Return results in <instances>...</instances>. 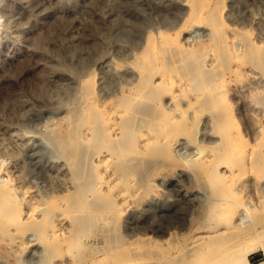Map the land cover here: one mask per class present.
Segmentation results:
<instances>
[{
	"label": "rangeland",
	"instance_id": "obj_1",
	"mask_svg": "<svg viewBox=\"0 0 264 264\" xmlns=\"http://www.w3.org/2000/svg\"><path fill=\"white\" fill-rule=\"evenodd\" d=\"M185 1L0 0V180L13 183L20 190L31 189V199L34 197L32 200L42 205L53 196L67 198L66 192L70 195L76 189L79 178L50 140V126L62 121L78 104L80 82L90 72L94 73L98 103L117 102L121 91L130 82H136L137 70L131 66V60L142 51L148 33L156 36L160 30L170 31L171 39L178 41L175 29L186 16ZM222 1L224 19L229 26L227 33L237 39L232 49L240 57L233 60L230 69L214 51L199 48V42L212 37L204 22H195L181 40L187 45L190 40V45L197 43V49L192 53L194 56L183 59L199 57L202 61L190 63L188 66L193 67L186 68L185 73L181 70L183 59L173 61L171 66L158 63L162 70L165 66L171 69L170 84L174 85L163 92L160 102L171 110L173 118L186 122L176 125L181 132L173 144L167 145L169 150L165 154L154 148L157 139L151 130L141 128L145 135L138 139L139 151L127 156L128 173L121 182L132 195L126 201L127 206L122 205L119 217L109 213L98 217L97 223H75L69 214L59 212L56 223H43L48 213L41 211L40 217L22 224H27L26 243L15 245L8 230L1 229L0 264H161L185 253L189 240L186 234L197 238L204 234L213 239L225 228L228 232L229 227L230 231L245 228L244 231L257 233L248 257L254 264L264 259V189L259 190L257 186L264 182V174L259 172V166L250 161L235 165L236 183L232 192L236 197L232 199L236 202L231 199L234 194L231 193L222 205L233 210L226 222L218 226L215 218L208 217L211 186H208L204 163L214 156L215 142L207 138H218L220 134L215 130L214 107L207 108L201 99L210 93V88L202 85L201 74H196L199 68L211 64L216 67V62L219 67L225 66L219 74L224 81L220 89L224 95L219 101L225 100L222 102L230 104L232 110V123L228 127L236 141L233 152L248 148L256 154L264 153V138L261 139L264 137V66L253 60L254 54L245 48V39L237 35L247 33L264 52V0ZM185 37L186 40L189 37V43ZM161 68L154 76L156 82L161 80ZM188 102L196 105L192 107ZM57 130L62 132L61 128ZM234 130L238 132L232 135ZM230 200L235 207L234 203L229 204ZM165 212L173 215L170 222ZM239 217L243 222L235 223L240 221ZM38 226H50L58 236L49 238ZM249 239L250 236L245 241ZM158 246L166 251L163 258L155 261L151 253Z\"/></svg>",
	"mask_w": 264,
	"mask_h": 264
},
{
	"label": "bare ground",
	"instance_id": "obj_2",
	"mask_svg": "<svg viewBox=\"0 0 264 264\" xmlns=\"http://www.w3.org/2000/svg\"><path fill=\"white\" fill-rule=\"evenodd\" d=\"M183 4L187 5L186 16L182 23L177 26L176 29L174 28L177 37L179 36L178 41L171 39V34L169 33L170 31L167 32L166 30H160L158 35L156 36L152 33H148L142 51L136 54V56H134V59L131 60V66H133V68L137 70L136 82H130L132 84H129V86L125 85L127 89L124 88L125 90L121 91L120 96H122L117 102L108 101L104 103L103 101H101L103 103L102 105L101 103H98L99 101H97L95 97V92L97 91H95L94 86V73L90 72L85 78H83L82 82H80L81 86L79 87V101L76 100L78 104L73 107L70 114H68L62 121H60L56 125L50 126V140L57 146L58 150L61 152V155H63L62 157H64L65 161L68 163V167L70 165L73 173L79 178L76 184L77 186L74 187V189H76L74 191L72 190L73 192H71V194L69 193L70 195H67L66 192L65 195L68 196L67 198H63L61 196H53L46 201L43 200V202L45 201V203H43L45 205H42V202L40 203L34 201L35 199L32 200L34 197L31 199V197L29 196V192L31 191V189H23L22 187V190H20L18 189V187L13 185V183H6L0 180V231L1 229L8 230L7 232H9L8 234L11 236V241L15 243V245L26 243L24 242V240L27 241L25 235L28 232L25 226L28 224L27 222H30V220H35L37 217H40L38 214H40L41 211H47L48 213L47 217H44L45 220L43 221V223H56L55 217L57 216V214H59V212H66L67 214H69L70 217L75 221V223H97L98 221H96V219L98 217H105L109 213H113L116 216L118 215L117 217H119V214L121 213L123 208L127 206L126 201L128 200L129 196L132 195L129 189L127 190L122 187L121 182L122 179H124V177L128 173L127 156L129 154L131 155L132 153H135L136 151H139L137 145L138 139H140L142 135H145L141 128L148 127V129L151 130V133H153V135L157 139V145H155L156 147L154 148L157 149V152H159L160 154H165L169 150L167 149V147L170 146V144L174 143L175 136L177 137L178 132H181V130H179L176 125L181 123L184 124L183 122H186L183 121L184 119L181 120L173 118L170 112L171 110H169V108L164 103L160 102L161 96H163V92L169 89V87H171V74L169 72V70L171 69H168V67L166 68L165 66L167 70L165 68V70H162V68L160 67V82H156V79L154 80V76L156 72L160 70V68H158V63L159 65L161 63L162 66L163 64L171 66L173 61H177L183 58L185 59V57L187 59L189 55L194 56L195 53H192L197 49L196 47L198 44L193 43L190 45L192 41L190 40V43L189 41L187 42L189 37L187 38V40L186 37L184 38L186 43H189V45L185 44V42L181 40V37L186 34V29L189 26H194V24L196 23L204 22V24L209 27L211 33L210 37L212 38H207L206 40L204 39L205 41H201V43L198 41L200 44L199 48L202 47L203 50H212V52L214 51V53L218 55V58L221 57V60L224 59L223 64L227 63V68H232L231 63L234 62L233 60L239 56V52L237 50L232 49L233 44L237 39L230 38L227 33V31H229V26L227 25L224 19L225 17L223 15V1L186 0ZM237 35H241V38L245 39V48L248 47L247 51H249V53H252V55L254 54V56L252 57L253 60L256 63L264 66V52L263 50H260L261 47L258 48V44L256 43L257 41L254 42L251 40V38L249 39V35H247V33H238ZM212 52L210 51V53ZM189 58L187 61L183 59L184 63L182 64L183 68L181 70H183L184 73L187 71L186 68L190 70V67L192 66H188L190 65V63L193 64L196 63L198 59L200 60L199 57L198 59ZM201 61L202 60H200V62ZM181 62L182 61H180V65ZM216 63H214L216 67H211V64L210 67L199 68L198 73L196 74H201L200 79L202 77V85H204V87L208 86L210 88V93L208 91L207 93L209 94H206L207 96L202 97L201 99L207 108L214 107L213 111H211L216 116L217 127L215 130L218 132V134H220V137L218 138H207L209 141L215 142V145H213L215 147V152L214 156L210 158L209 161L204 163V170L208 180L207 182H209L208 186H211L209 196L211 197L212 202H210L209 200L210 204L208 208V217L215 218L217 221L215 223V226H218L220 225V223L226 222V218L229 216V213L233 210H229L230 206H227L229 208H223L222 205L225 204L224 202H226L223 201V199L227 195L230 196L231 193H234L232 192L234 191L233 183H236V172L234 166L243 165L247 161H250L253 164L259 166V172H262V174H264V153H253L252 151H254V149H251V153L249 150H247L248 148L243 150L239 149L238 152H236L235 150V152H233L236 141L235 138H232L230 136L231 132L228 127V125H230L229 123H232V110L230 111L231 108L229 109L230 104H224L225 102H222L225 100L219 101L221 97L223 99L224 95L220 90L223 86L224 81L222 80V78H219V74L221 73L220 71L222 69L224 71L225 66L219 67V65L217 66ZM221 63L222 61L220 62V64ZM171 68L173 70V67ZM177 69L179 68H176V70ZM181 70L180 72H178L181 73ZM195 76L197 77L198 75ZM173 86L174 85L172 84V88ZM201 87L204 88L203 86ZM191 88H194V86H191ZM197 88L198 84L196 89ZM170 94H172V92H170ZM190 104L189 105L192 106V103ZM194 105H196V103L193 104V106ZM181 110H185V108H182ZM180 113H183V111ZM191 115L190 117H192ZM190 125L192 124L190 123ZM178 127L180 128V125H178ZM58 128L62 129L61 133L57 132ZM187 128L188 127H186V129L184 130H187ZM235 130L232 135L235 134V132L239 131L238 127V131ZM239 134H241L240 131ZM263 138L264 137H262L261 139L263 140ZM263 142L262 144H264ZM148 143L150 142H147V144ZM244 148H246V146ZM143 149L144 148L140 149L141 152L144 151ZM205 156L206 154L203 156V158ZM58 168L56 169L58 170ZM254 168L256 167L254 166ZM236 169L238 170V168ZM240 171L242 172V169ZM57 174L59 173H56V175ZM61 175L60 178H63L64 175ZM146 178L148 179V177ZM236 180L238 181V179ZM257 186L258 189H264V182L262 181L258 183ZM137 191L139 190L137 189ZM234 195L235 193L230 196L231 199ZM118 199L122 201H120L121 204L119 203V201L117 202ZM232 200H230L229 204H233L234 202H236L234 200V202H232ZM237 202H239V200ZM233 207H235V203ZM100 210L101 212H99ZM166 214L167 221L170 222L172 220L173 215L171 213ZM42 216L44 215H41V217ZM239 218L240 221H235V223L243 222H241L242 217ZM33 222L35 223V221ZM40 222L41 221L37 220V223ZM23 223L27 224H24L23 226ZM209 226L213 227L212 224ZM222 228H224V226ZM38 229L40 231L46 232V235L49 238L58 236L55 229L50 228V226H38ZM226 229L227 228H225V231ZM243 229L240 231H230L229 227L228 232H218L216 234V237L213 239L209 238L207 235L206 237L204 234L200 235V237L197 238L193 234L190 235L191 233H189V231L187 232L189 233V235L186 234V237H188L189 240L187 241L188 245H186L185 253L182 256L180 255V257L178 258H173L170 260L168 259V261H165L161 264H254L250 261L248 253L249 249L254 247L255 242H253V240L258 234L250 230L244 231ZM48 230L49 232H47ZM207 234H209V232ZM39 236L41 235L39 234ZM249 236L250 239L245 241V239ZM53 243L56 244V242ZM71 245H73V243ZM155 248L154 251H152L153 253H150L152 254L151 257L155 261H158L159 259L164 257L166 250H162V248L159 246ZM258 264H264V259H262Z\"/></svg>",
	"mask_w": 264,
	"mask_h": 264
}]
</instances>
